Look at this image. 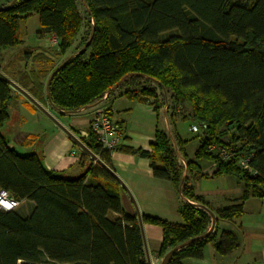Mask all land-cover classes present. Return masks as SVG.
<instances>
[{
	"label": "trees",
	"instance_id": "trees-1",
	"mask_svg": "<svg viewBox=\"0 0 264 264\" xmlns=\"http://www.w3.org/2000/svg\"><path fill=\"white\" fill-rule=\"evenodd\" d=\"M81 1L89 30L82 46L50 68L15 72L14 82L62 114L79 112L120 87L129 99L164 107L170 126L188 107L191 118L205 125L192 158L172 127L155 131L150 150L122 144L115 150L148 158L153 176L171 181L179 193L181 223L141 214L143 223L161 228L157 258L208 230L175 250L167 264L199 257L206 243L229 254L238 247L236 234L222 230L217 237V221L239 217L249 197L264 200V0ZM10 2L0 4V53L20 43L19 22L32 13L39 18L37 35H54L59 54L76 40L83 20L75 0H14L5 8ZM40 59L52 62L42 50L24 51L22 61L26 67ZM12 92L0 75V189L27 206L0 210V264H146L136 216L123 210L119 184L88 154L79 153L85 172L66 177L45 169L35 153L8 145L1 127ZM224 139L251 154V171L206 151ZM80 140L111 167V151L89 127ZM198 159L213 164L211 176L236 177L241 195L212 210L189 184L198 173L207 176Z\"/></svg>",
	"mask_w": 264,
	"mask_h": 264
},
{
	"label": "crops",
	"instance_id": "crops-1",
	"mask_svg": "<svg viewBox=\"0 0 264 264\" xmlns=\"http://www.w3.org/2000/svg\"><path fill=\"white\" fill-rule=\"evenodd\" d=\"M7 1L0 0V4ZM46 36L52 37L51 34L42 37L37 35L40 43L35 45L33 52H47L46 44L42 43ZM20 65L15 69L2 66L0 71L15 81L13 74L26 69L24 62L21 67ZM40 66L41 64H37L32 69H40ZM13 91L8 106L9 117L5 121L7 124L4 123L1 127V133L8 145L20 154L35 153L45 169L59 171L66 177H75L85 172L86 165L81 166L79 163L81 149L25 96L14 88ZM39 103L79 138L87 135L91 113L97 105L102 104L107 106L111 118L120 125L123 146L150 150L155 131H169V112L164 107L161 108L160 114L159 109L155 110L149 101L129 99L119 89L106 94L94 105L75 113L62 114L48 102ZM175 130L177 132L176 127ZM180 138L183 139L181 136ZM110 166L126 184L141 214L157 216L171 222H182L178 213V191L171 181L153 176L148 158L137 153L113 150L110 153ZM205 170L200 167L199 172L207 176L198 173L190 178L189 184L194 193L202 196L212 210L241 195L242 184L236 177L211 176L214 170L211 162ZM120 201L123 210L135 216L133 204L121 187ZM23 203L25 202L21 204ZM143 228L147 247L152 248V254L156 257L155 252L161 241V228L146 223H143ZM222 230H230L236 234V249L227 255H219L211 243H206L199 257L184 258L182 264H264V200L258 197L244 200L243 213L239 217L230 221H217V237Z\"/></svg>",
	"mask_w": 264,
	"mask_h": 264
},
{
	"label": "rangeland",
	"instance_id": "rangeland-1",
	"mask_svg": "<svg viewBox=\"0 0 264 264\" xmlns=\"http://www.w3.org/2000/svg\"><path fill=\"white\" fill-rule=\"evenodd\" d=\"M9 1V0H8ZM77 3V7L80 11L81 17H82V24L79 30V33L77 35L76 40L72 43L71 47L64 53V54H59V47L57 45V43H53V39L56 38L54 35H52V37H44V41L42 43H45L46 45V51L50 54V56L52 57V62L47 63L48 61H41L40 60H35V61H28L26 64V68H32L33 66H37V64H41L40 68L45 66L46 68H50L52 65L58 64L62 58H64L69 52H74L76 50H78V48H80L84 42V40L86 39V36H88V17L86 16L85 13V7L84 4L82 3L81 0H75ZM39 18L38 15L36 13H32L24 18H22L19 22V26L17 28L16 34L18 36V38H20V43L10 46V47H6L2 50V52L0 53V63L1 66H4L5 68L9 67H13L14 69L17 67L19 68V65L22 63V58L24 57V51H28V52H32L36 49L35 45L39 42L38 38H37V31L39 30ZM40 37V36H39ZM42 37V36H41ZM40 43V42H39ZM35 48V49H34ZM19 57H21V59L19 60ZM20 63H19V62ZM22 64L20 65V67L22 66ZM34 67V68H35ZM44 67V68H45ZM12 68V69H13ZM38 70V69H37ZM144 85L148 84L149 86L155 87L154 83H144ZM121 91H124V87H120L118 88ZM157 94H159V99H162V94H161V90L159 88L156 89ZM170 102V100H169ZM188 106V105H186ZM188 107H186V109H182L181 111H179L178 113H175L173 116V125H169V129L177 128V133L179 136H181L183 138V140H185V151L188 155V158H192L195 150L197 149L198 145H199V137L201 136L198 133H194L191 132L189 130V126L191 124H196V121H194L190 114L188 113ZM161 108L159 107V112L161 114ZM169 119V117H168ZM7 124V122L5 123V125ZM4 130V129H3ZM233 145L236 146V144H238V141H236V143H232ZM179 160L184 163V161L179 158ZM198 164L201 167V169H203V171H206L205 169L208 168L210 166V162L204 159H198ZM126 185V184H125ZM23 204H20L19 209L23 210L26 206ZM152 248L149 246L148 247V251L151 257V261L152 264H159L162 258H157L152 254ZM154 262V263H153ZM43 264H49L46 261H43Z\"/></svg>",
	"mask_w": 264,
	"mask_h": 264
},
{
	"label": "built area",
	"instance_id": "built-area-1",
	"mask_svg": "<svg viewBox=\"0 0 264 264\" xmlns=\"http://www.w3.org/2000/svg\"><path fill=\"white\" fill-rule=\"evenodd\" d=\"M58 39L54 38L53 43H57ZM89 130L95 135L96 142L106 150L113 151L122 144V129L115 122L108 111L106 105H97L92 111L89 124ZM205 129L203 124H191L189 130L194 133L202 134ZM222 143H209L206 151L210 152L222 161H234V163L245 171H251L249 164L251 154L240 151L239 147L229 144L226 139ZM20 202L13 198L7 191L0 189V210L9 211L19 206Z\"/></svg>",
	"mask_w": 264,
	"mask_h": 264
},
{
	"label": "water",
	"instance_id": "water-1",
	"mask_svg": "<svg viewBox=\"0 0 264 264\" xmlns=\"http://www.w3.org/2000/svg\"><path fill=\"white\" fill-rule=\"evenodd\" d=\"M14 2V0H11V2L5 6V8L9 7L12 3ZM0 75L4 78H6L8 84L14 88L15 90H17L18 92H20L23 96H25V98H27L32 104H34L37 108H39L44 114H46L59 128H61V130H63L72 140L73 142L81 149L83 150L86 154H88V156L97 164H99L104 170H106V172H108V174L120 185V187L128 194L133 207H134V211H135V216L137 219V223H138V227L140 229V234H141V239H142V244H143V251H144V258L146 261V264H152L151 261V257L148 251V247H147V243H146V239H145V234H144V228H143V221H142V217H141V213L140 210L131 194V192L129 191V189L127 188V186L125 185V183L123 182V180L119 177V175L111 168L109 167L107 164H105V162H103L95 153H93L87 146H85V144L80 140L79 137H77L73 132H71L68 128H66L65 126H63L54 116H52L47 110L46 108H44L37 100H35L25 89H23L21 86H19L16 82H14L13 80L5 77L1 72ZM203 208L210 214L211 217H214L213 213L205 206H203ZM213 224L211 225L210 229H212ZM210 233V230H208L207 232L197 236V237H193L181 244H179L178 246L172 248L171 250H169L161 259L159 264H167L171 254L179 249L180 247L186 245L187 243L195 240V239H200L205 237L206 235H208Z\"/></svg>",
	"mask_w": 264,
	"mask_h": 264
},
{
	"label": "bare ground",
	"instance_id": "bare-ground-1",
	"mask_svg": "<svg viewBox=\"0 0 264 264\" xmlns=\"http://www.w3.org/2000/svg\"><path fill=\"white\" fill-rule=\"evenodd\" d=\"M154 263V262H153Z\"/></svg>",
	"mask_w": 264,
	"mask_h": 264
}]
</instances>
